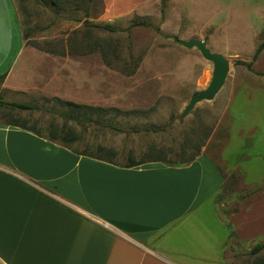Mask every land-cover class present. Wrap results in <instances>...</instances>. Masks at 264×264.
Listing matches in <instances>:
<instances>
[{"label": "rangeland", "instance_id": "374dc122", "mask_svg": "<svg viewBox=\"0 0 264 264\" xmlns=\"http://www.w3.org/2000/svg\"><path fill=\"white\" fill-rule=\"evenodd\" d=\"M12 2L22 47L8 55L0 100L33 109L1 105L0 123L40 128L42 138L52 127L64 130L75 138L70 147L120 165L129 156L211 160L223 178L215 204L231 224L215 221L216 232H234L239 244L232 239L209 252L199 246V254L223 256L226 264L264 259V249L248 254L264 242V188L238 199L264 185V49L252 62L264 42V0ZM168 35L203 41L229 62L215 98L183 119L213 66Z\"/></svg>", "mask_w": 264, "mask_h": 264}, {"label": "crops", "instance_id": "0c3cea01", "mask_svg": "<svg viewBox=\"0 0 264 264\" xmlns=\"http://www.w3.org/2000/svg\"><path fill=\"white\" fill-rule=\"evenodd\" d=\"M15 10L0 0V75L22 47ZM213 163L125 168L0 123V264H226L199 254L239 244L216 232L231 224Z\"/></svg>", "mask_w": 264, "mask_h": 264}, {"label": "trees", "instance_id": "16d2710c", "mask_svg": "<svg viewBox=\"0 0 264 264\" xmlns=\"http://www.w3.org/2000/svg\"><path fill=\"white\" fill-rule=\"evenodd\" d=\"M53 6L55 7H60L61 3L62 2H65L67 0H48ZM137 24H146V23H137ZM136 24V25H137ZM93 27H101V26H97V25H94ZM102 28H104L105 30L109 29V26L106 25V26H102ZM27 31V30H25ZM264 49V42L261 43L255 50L254 54H253V57H252V62L256 61V59L258 58V56L260 55V53L262 52V50ZM251 65V63L247 64V67L249 68ZM1 105H8V106H11L13 108H17V109H20V110H32L33 107L32 106H29L27 104H23V103H15V102H10V103H7V102H3L0 100V106ZM66 105L74 108V109H92L90 107H87V106H83V105H78V104H73L71 102H66ZM8 125H12V126H17V127H20L22 129H25V130H29L31 132H33L34 134H36L37 136H42V130L40 128H30L28 126H26L25 124H8ZM68 133L65 132L64 130H60L58 131L57 129H55L54 127L50 128V130L48 131V137L46 138L47 140L49 141H59L62 143V146L65 147V148H69L72 152H74L75 154L77 155H81V156H85V157H88V158H92V159H96V160H100V161H104V162H108L110 164H114V165H118V166H121V167H125V168H132V167H138V166H141V165H145V164H148V163H163V164H166V165H173V166H181V165H186V164H189L191 163L192 161H194L197 157H198V154H194L192 156H190L189 158L187 159H184V160H178V161H168V160H163V159H147V160H136V159H133L131 158L130 156L127 157V160L125 163L123 164H117L116 162L112 161V160H107V159H102L92 153H87L85 152L84 150H79L78 148H73V147H70V144L72 141L75 140V138L73 137H68ZM148 156H146L145 158H148L149 157V154H147ZM264 188V185L258 187L257 189H254L250 192H247L243 195H240L239 196V200H244L246 199L247 197H250L252 194L256 193V192H260L262 189ZM262 249H264V242L260 243V244H257L255 247L249 249V255H255L257 254L259 251H261ZM255 264H264V259H261V260H258L255 262Z\"/></svg>", "mask_w": 264, "mask_h": 264}, {"label": "water", "instance_id": "95a60500", "mask_svg": "<svg viewBox=\"0 0 264 264\" xmlns=\"http://www.w3.org/2000/svg\"><path fill=\"white\" fill-rule=\"evenodd\" d=\"M168 39H171L174 43L179 44L187 49H196L201 54V56L212 63L213 69L211 78L208 86L201 91H198L192 95L188 103L185 105L183 111L181 112L179 119L185 118L190 111L200 102L212 101L217 93L221 90L225 83L226 76L229 69L228 60L221 54L212 53L206 46V43L197 39L193 40H181L176 36L168 35Z\"/></svg>", "mask_w": 264, "mask_h": 264}]
</instances>
